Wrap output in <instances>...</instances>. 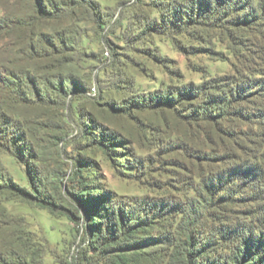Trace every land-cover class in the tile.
Returning a JSON list of instances; mask_svg holds the SVG:
<instances>
[{
    "label": "rangeland",
    "instance_id": "rangeland-1",
    "mask_svg": "<svg viewBox=\"0 0 264 264\" xmlns=\"http://www.w3.org/2000/svg\"><path fill=\"white\" fill-rule=\"evenodd\" d=\"M45 1L0 0V173L38 192H0V257L22 237L43 264H222L264 241V0ZM87 190L132 238L103 218L90 243Z\"/></svg>",
    "mask_w": 264,
    "mask_h": 264
},
{
    "label": "trees",
    "instance_id": "trees-1",
    "mask_svg": "<svg viewBox=\"0 0 264 264\" xmlns=\"http://www.w3.org/2000/svg\"><path fill=\"white\" fill-rule=\"evenodd\" d=\"M32 2H33L34 11L35 13H38V16L40 17L41 20L42 19L46 20L50 18L49 16H53L51 15V12L46 9L45 0H32ZM54 10L57 13L56 7H54ZM49 42L52 44L53 47H55L54 43H52L51 41ZM60 42L62 43V45L64 44L63 37L61 38ZM27 79L28 78H26V80ZM44 82L48 84L47 86L50 89H52L53 92H56L57 94L66 93V89H65L66 84H67L66 82L62 83L61 81H59L57 85L52 82L49 83L46 80H44ZM166 101H169L168 98L166 99ZM3 191L11 192L15 196H17L19 199L27 202L28 204H33L31 199L36 198L35 194L38 193L37 191H33V192L27 191L25 187H20L19 185L14 183L10 178L6 177L3 173L2 174L0 173V192H3ZM84 196H87V197L85 198ZM77 199H79L80 201V204H81L80 207L83 208V210H86L91 216V219L89 221L90 223L88 224V226L90 227L92 232H94L95 234L94 239L91 240L90 242L91 244H94L95 246L100 247L98 238L100 236V232H102V229H101L100 223L97 222L96 219L105 218V220L115 221V225H113V227L116 228L115 233L118 235L121 234V237L132 238L131 234H133L134 231H131V230L124 231V228H125L124 223H123L124 218L121 213H119V218L116 220L114 213L109 212L106 209H103V212L106 214L108 213V215H106L105 217H101V218L99 217L98 211L100 210V208L98 207H100V205L102 206V199L92 196V193L89 190H87L85 194H83L81 191L77 195ZM77 212H79V209H77ZM108 230L110 231V228H108ZM136 230H139V228ZM140 230H143V229L140 228ZM251 239L252 238H250L249 240L243 241L245 249L243 251L241 258L232 257L229 262H225L222 264H251L249 263V261L252 259H248V258L251 257L250 253L252 252V250H255L256 252H258L259 250L264 249V241L262 238H259L257 241H254V242ZM119 241L120 239H117L113 241V243H104L103 246H107L110 248L112 245H119L118 244ZM187 242L189 244L192 243L190 239H188ZM42 254H43V249L37 246V244L34 243L31 239L19 237L17 240V250H13V251L11 250V252L8 254L10 259H5L3 257H0V264H43L41 260ZM190 257H191L190 251L186 250L182 254V257H179L178 262L180 264H196L197 260L195 259L190 260ZM262 260H263V257H259L257 261L258 263H260ZM215 263L212 262L210 264H215ZM111 264H117V261L114 260V262H112ZM252 264H256L255 261H253Z\"/></svg>",
    "mask_w": 264,
    "mask_h": 264
}]
</instances>
